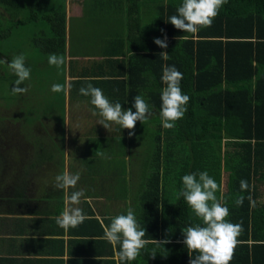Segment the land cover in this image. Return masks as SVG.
<instances>
[{"label":"trees","instance_id":"1","mask_svg":"<svg viewBox=\"0 0 264 264\" xmlns=\"http://www.w3.org/2000/svg\"><path fill=\"white\" fill-rule=\"evenodd\" d=\"M21 2L0 0V8L11 17L8 26L3 27L1 19L7 16L0 13V39L8 36V28L26 21V17L18 20ZM124 3L127 31L131 34L128 39L132 42L129 51L141 63L129 64L127 110L135 111L132 104L137 95L148 103L152 110L148 128L156 143L151 151L144 145V158L150 157L149 172L139 194L137 219L145 229L144 239L171 241L163 246L147 244L143 260L148 264H189L198 254L189 256L182 229L201 221L176 194L184 175L196 173L198 178L200 172L207 171L219 186L217 198L222 197L221 202L229 209L226 220L243 225L230 264H264V0H227L211 27L201 28L195 35L168 23L182 0ZM53 5L38 13L47 23V32L32 39L33 45L48 55L62 54L64 48V13L60 5ZM40 6L44 7V2ZM29 14L30 19L35 18ZM165 35L168 46L162 49L153 41ZM160 52H166L169 59H162ZM0 59L9 61L1 53ZM164 65L175 66L183 74L180 87L190 97L187 112L171 129L162 127L159 116ZM3 76L0 69V78ZM13 78L11 88L17 77ZM57 83L63 84V80ZM12 96L13 106L21 103L16 95ZM53 96L62 98L63 92ZM116 102L123 106L124 100L118 98ZM18 105L24 107L23 103ZM31 107L36 111L32 101L27 109ZM144 124L137 121L135 126L144 129ZM178 141H188L182 153H176L172 146ZM162 142L167 146L163 174L159 170ZM241 180L248 182L249 190L241 191ZM238 195L245 197L240 207L234 203ZM249 195L255 207H250ZM153 250L155 257L150 255Z\"/></svg>","mask_w":264,"mask_h":264},{"label":"crops","instance_id":"2","mask_svg":"<svg viewBox=\"0 0 264 264\" xmlns=\"http://www.w3.org/2000/svg\"><path fill=\"white\" fill-rule=\"evenodd\" d=\"M71 1L62 2L64 48L62 54L54 53L66 58L59 79L70 87L62 98L53 96L50 89L53 102L41 105L45 106L42 118L35 119L39 128L21 130L19 124L14 125L30 139L23 154L26 160L16 166L17 171L16 167L9 168V163L1 169L0 264H116L111 245L102 239V225L126 214L129 206L137 219L139 194L149 172L150 157L146 160L143 155L144 139L135 138L140 134L135 128L131 136L128 129L118 125L105 129L97 123L100 117L91 114L96 111L91 98L79 94L81 87L91 83L113 104L122 98L121 107L127 110L129 64L141 63L129 51L132 42L128 39L131 34L127 31L124 0H78V5H71ZM107 15H117L115 20L119 22L111 18L107 20L109 26L96 30V19ZM46 64L50 66L47 58L38 63L37 69ZM35 74L38 77L41 73ZM26 93L33 97L34 89ZM22 97L27 96L18 94L17 99ZM33 103L36 101L32 99ZM52 109L57 111L42 116ZM98 150L105 156L96 155ZM65 170L80 173L69 194L84 190L80 203L72 207L81 208L87 217L67 231L55 220L65 208V193L55 187V177ZM4 174H10L8 183L2 182ZM145 251L141 249L139 256L127 264H148L141 256Z\"/></svg>","mask_w":264,"mask_h":264},{"label":"clouds","instance_id":"3","mask_svg":"<svg viewBox=\"0 0 264 264\" xmlns=\"http://www.w3.org/2000/svg\"><path fill=\"white\" fill-rule=\"evenodd\" d=\"M227 3V0H182L177 8V14L169 17V22L176 29L183 33L197 34L201 28L211 27L214 18L219 10ZM187 38V37H185ZM157 46L167 48V37L163 39L155 38L153 41ZM162 59H169L166 52H160ZM66 62L64 56L50 54L48 64L61 68ZM0 64H6L8 69L17 77L11 92L13 95L25 94L28 89L19 87L30 78V68L25 66V56L23 54L14 56L9 62L0 59ZM183 74L175 66H163L161 81L164 87L161 89L160 100V121L164 129H171L176 126V121L182 119L187 112V104L190 97L184 94L180 87ZM70 85L54 84L51 91L54 93L66 92ZM79 94L90 97V103L96 111H92L93 116H99L98 124L105 129L112 125H118L120 129H128L129 136L133 135L136 122L142 124L151 115L148 103L140 96H135L132 109L124 110L120 103H111L104 96L100 88L87 83L79 89ZM96 155L104 157L102 150L96 151ZM80 179V173H70L65 170L55 177V187L62 189L65 193V208L59 216L55 218L57 225L67 231L69 228H76L87 219L83 210L78 205L81 197L85 195L84 190L73 191L69 194L70 188H75ZM182 188L177 192V199L183 198L193 214L201 221V224L188 226L182 229L183 244L190 257L192 253H198L189 260V264H230L233 259L234 250L238 244V237L243 232L242 223H231L226 220L229 209L218 199L217 182L209 176L207 171L198 174H186L182 178ZM241 191L249 190L246 180L240 181ZM245 197L238 195L234 200L237 207L243 205ZM250 207H255V200L252 196L247 197ZM111 219L110 224L102 225L103 237L112 247L116 264H127L134 261L140 254L141 249L149 243L163 246L170 243L168 239L162 241L144 239L146 232L141 228L135 217L134 210L128 207L126 214L116 215ZM155 257L156 253L150 254Z\"/></svg>","mask_w":264,"mask_h":264},{"label":"rangeland","instance_id":"4","mask_svg":"<svg viewBox=\"0 0 264 264\" xmlns=\"http://www.w3.org/2000/svg\"><path fill=\"white\" fill-rule=\"evenodd\" d=\"M85 1V0H82ZM81 0L79 2H82ZM89 1V0H87ZM42 2H44L45 6L42 5ZM62 2L63 0H27L20 3L21 11L20 15L18 17V20H23L25 17L26 21L21 22L20 24L15 25L14 27H10L9 34L7 37L0 39V53L5 54L8 56L9 61L12 60L14 56L23 54L25 56V66H31L34 68L32 72H30V78L25 80L23 82V87H26L29 90L34 89V95L33 97L31 94L25 93L27 97L20 98V101L24 107H18L13 106L11 103V85H13V73L8 69L6 64H0V69H4V76L0 78V175L2 173L1 169L2 167L5 169L6 165L9 163V168L21 166L24 163V160H26L25 156L23 155L25 153V150L27 147V144L29 145V140L27 139V136H23V133L20 131H16L15 124H19L21 126V130H29L34 129V126L37 128L38 125L35 123V119L41 120V106L43 103L50 102L51 100V87L52 85L57 83V80L59 79V75L61 74L60 68H57L55 66H47L37 69L41 74L37 77L36 76V68L39 66L38 63H41V61H44L46 58L48 59V54L41 52L37 46L33 45L32 38H39L43 31L47 30V23L46 21L38 15V13L42 12V9L50 8L53 4V6H58L62 8ZM24 3V4H23ZM71 5H78V0H72ZM126 3H124L125 5ZM123 5V6H124ZM121 6V5H120ZM0 13L2 16H7V18L2 17L1 19V25L3 27L8 26V24L11 21V17L8 13L3 12V10L0 8ZM29 13H33L35 18L30 19ZM8 14V15H7ZM152 14V13H151ZM150 14V15H151ZM73 17V15H72ZM117 15H107L104 18L102 17V20L96 19L95 23V29L103 28L105 26H109L107 20H111L113 18L114 21ZM73 21V20H72ZM86 23H91L89 19L85 20ZM7 29V30H8ZM124 31V29H123ZM47 32V31H46ZM103 32V31H101ZM77 55H81L79 52H77ZM38 62V63H37ZM42 66V65H41ZM8 71V72H7ZM34 76V85L32 82V77ZM38 79H40L38 81ZM28 84H27V83ZM31 88V89H30ZM6 95H8V100L6 99ZM15 96V95H14ZM18 96V95H16ZM13 97V96H12ZM10 98V99H9ZM36 101L34 104V107L36 111L32 109V107L28 110L27 106L32 101ZM7 104L11 106H7ZM55 111H57L55 109ZM54 109L49 110L47 113H43L42 116H49V114H54ZM152 113V110H151ZM35 116L33 117L32 116ZM14 120V121H13ZM35 120V121H34ZM148 121L144 124V129L138 128V126H135V129L137 130V134L135 138L140 139L141 141L144 139L142 144L145 145V150H152V146L155 147L156 143L154 142V138L152 136L151 130L148 128ZM112 129V126L110 127ZM149 129V130H148ZM143 135V136H142ZM142 136V137H141ZM25 137V138H23ZM28 140V141H26ZM221 140H224V138H221ZM188 141H178L174 142L175 144L172 145L173 148L176 150L175 152L182 153L184 149V143ZM173 144V143H172ZM167 146H164L163 142L161 144L160 149V172L163 174L165 171V161H166V152H167ZM149 151V152H150ZM147 152V151H146ZM5 154V155H4ZM145 155V154H143ZM153 155V152H151V156ZM170 162L173 161L169 160ZM10 169L9 172L10 173ZM15 171H17V167L15 168ZM14 172V169L12 170V173ZM10 174H4L3 177V183L9 181ZM2 183V184H3ZM176 198V196H175ZM161 203H164L161 201Z\"/></svg>","mask_w":264,"mask_h":264}]
</instances>
